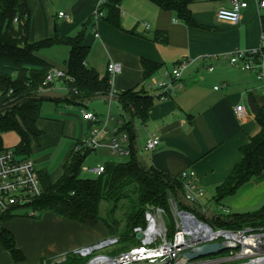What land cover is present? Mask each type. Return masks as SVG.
I'll list each match as a JSON object with an SVG mask.
<instances>
[{
    "label": "crops",
    "instance_id": "obj_1",
    "mask_svg": "<svg viewBox=\"0 0 264 264\" xmlns=\"http://www.w3.org/2000/svg\"><path fill=\"white\" fill-rule=\"evenodd\" d=\"M106 1L27 0L30 10L29 40L38 41L56 33L62 37L75 36L83 29V45L88 49L86 64L89 67L102 76L107 73L110 61L119 63L121 71L112 77V86L116 90L144 86L153 96L146 119L134 118L132 123L133 144L136 154L140 153L138 160L172 176L193 171L196 184L202 187L204 193L210 191L214 195L215 187L242 159L241 147L260 130L248 101L251 100L256 107L264 104V79L252 70L232 65L228 55L259 47L264 8L259 6V0H245L247 6L241 9L238 21L231 24L216 19V11L230 7V0H190L188 9L197 25L189 26L174 9L162 8L153 0H120L116 26L110 21L107 7L101 8V17L94 18V12ZM60 12L67 16H60ZM158 32L159 38L155 40ZM52 46L40 49L43 51L39 55L52 67L64 70L69 46L60 47L62 60L51 55L49 50ZM143 58L160 65L148 80H144ZM59 61L64 63L63 67ZM181 62L187 63L181 78L175 82L168 96L162 98L160 92L150 86L151 77L162 78ZM210 66L212 70L208 69ZM43 92L49 99L62 101L65 107H74L64 101L67 89L62 79H56ZM236 105H242L250 116L239 119L234 112ZM77 107L94 113L100 120L110 116L108 127L115 128L118 137L126 135L127 143L124 145L129 146L127 132L120 130L123 120L129 117L117 98L95 96ZM102 107L106 109L104 113L98 111ZM78 120L79 126L67 116L61 119L40 117L37 121L38 128L43 131L38 139L31 141L30 153L59 142L66 127H82L62 157L59 176L75 141L85 138L94 126L82 114ZM46 127H56V133H51V144L44 145L50 135ZM111 129L109 135H112ZM154 135L159 137L160 142L155 150L147 151L145 143ZM17 138L19 142L18 134ZM35 162L37 171L47 172L53 180L59 177H54L43 165L38 168ZM229 203L236 209H253L248 211L261 207L264 204V171L241 185L230 197ZM97 225L90 227L52 211H43L40 219L11 216L2 227L12 233L24 260L14 262L0 244V264H42L45 259L108 238L104 225L106 233L101 232Z\"/></svg>",
    "mask_w": 264,
    "mask_h": 264
},
{
    "label": "trees",
    "instance_id": "obj_2",
    "mask_svg": "<svg viewBox=\"0 0 264 264\" xmlns=\"http://www.w3.org/2000/svg\"><path fill=\"white\" fill-rule=\"evenodd\" d=\"M119 1L107 0L98 9L101 11V8L107 7L110 21L116 26L120 14ZM153 1L162 8L174 9L187 25H197L188 9L190 0ZM261 21L264 30V14ZM29 30L30 10L27 0H0V150L3 148L1 134L14 131L19 136L14 149L24 157H28L31 151V141L42 134L37 126L44 99L39 86L52 67L38 54L40 49L58 43L69 46L64 71L71 79H62L67 89L64 98L66 103L82 106L90 98L107 97L111 92L108 72L101 76L86 64L88 49L83 45V29L75 36L62 37L56 33L38 41L29 40ZM159 35V32L156 33L154 39L157 40ZM141 65L144 80H148L160 67L158 63L145 58L141 59ZM114 97L129 117L128 120H123L120 127L128 136L130 152L127 160L105 162L101 174L83 176L81 167L91 151L79 154L72 149L63 165V172L57 179L53 180L45 171H37L42 194L32 202V208L36 211H52L90 227L102 223L109 237L117 238V242L113 244V254L140 244L134 228L145 227V211L148 207L163 210L166 237L171 239L176 228L169 198L175 201L178 209L191 211L214 229L264 227V204L254 211L235 212L227 217L213 213L207 217L202 210L203 206L185 202L184 179L180 174L172 176L153 166H145L136 157L133 119H146L153 96L142 86L139 89L134 87L116 90ZM254 118L260 130L241 147L242 159L233 166L224 181L215 187L214 201L217 204L234 195L241 185L264 171V104L257 106ZM75 142H81V139ZM102 203L106 206L104 214ZM8 218L4 217L3 222ZM0 244L10 253L14 262L24 260L12 233L4 227H0ZM225 254L227 251L219 253L222 256ZM84 260L85 258L70 251L63 264H75Z\"/></svg>",
    "mask_w": 264,
    "mask_h": 264
},
{
    "label": "built area",
    "instance_id": "obj_3",
    "mask_svg": "<svg viewBox=\"0 0 264 264\" xmlns=\"http://www.w3.org/2000/svg\"><path fill=\"white\" fill-rule=\"evenodd\" d=\"M247 6L245 0H230V7L219 8L216 11V19L220 22L234 24L238 21L241 9ZM259 6L264 8V0H259ZM64 16L63 12L59 13ZM67 16V15H65ZM102 12L98 9L94 12V18L98 19ZM148 28V24L145 25ZM96 35H98L96 33ZM232 65L239 68L252 70L260 79H264V30L260 45L256 49L247 51H236L228 55ZM186 62H181L162 78L151 77L150 86L160 92L165 98L170 90L181 78ZM212 70L210 66L208 68ZM121 71L119 63L110 61L107 65L109 83L111 86L110 97L116 92L112 86V77ZM56 79H71L64 70L51 67L45 74L39 91L47 89ZM82 117L93 122L94 126L89 130L81 142H75L73 151L84 154L87 151H95L99 148H107L109 151L121 156L129 155L126 135L117 136V130L108 127L110 116L100 120L97 115L84 109L80 110ZM234 112L239 119H247L250 115L242 105H236ZM110 129L112 135H109ZM158 136H150L145 149L153 151L159 144ZM83 172L99 175L104 171L103 165L81 167ZM184 179L183 199L194 205L202 204L204 191L196 184L193 171L180 173ZM42 194V187L37 170L29 157L17 153L14 147H3L0 150V227L3 225L4 217L15 216V211L20 208L28 209L26 216H35L36 210L32 208V202ZM204 210V208H203ZM180 211H186L181 213ZM172 212L175 221V232L171 239L166 237V225L163 220L161 208L149 207L145 211V227H135L134 232L140 233V244L129 247L125 251L116 254L105 253L101 250L112 246L117 238L108 237L92 245L84 246L72 251L78 257L85 258L83 262L75 264H250L260 260L264 262V227L254 228L246 226L243 229L231 230L224 228H213L206 221L198 218L188 210L178 209L172 199ZM219 242L223 246L225 255L216 256L218 253L210 254L197 259H189L184 251H197L206 243ZM213 255V256H212ZM67 259V253L43 260L42 264H63Z\"/></svg>",
    "mask_w": 264,
    "mask_h": 264
},
{
    "label": "rangeland",
    "instance_id": "obj_4",
    "mask_svg": "<svg viewBox=\"0 0 264 264\" xmlns=\"http://www.w3.org/2000/svg\"><path fill=\"white\" fill-rule=\"evenodd\" d=\"M65 44H55L53 45L49 52L51 53V55H53L57 60H62V53H61V46H63ZM43 51V50H41ZM40 50L38 51V54H41ZM60 66L63 67L64 63L62 61H59ZM43 93H41V95L44 97V99L41 102V109H40V117L42 119H61L62 117H68L70 119H72L75 122L78 123L79 126V117L81 115L80 109L75 105H73L74 107H65L64 103L60 100H54V99H49L46 97V95L44 96ZM46 94V93H45ZM86 101L83 102V104ZM69 108V109H68ZM106 109L104 107H102L101 110H98L101 113H104ZM63 113L65 114L64 116ZM80 113V114H79ZM47 130L49 131L50 135L47 137L48 138V142H44V145H47L46 143H50L52 142V138L50 136L51 133H56L54 130L56 127H46ZM42 130V129H41ZM80 130H82V127H66L65 129V133L64 135L60 136V140L59 142H56L54 145H52L51 147L47 148V149H43L40 151H36L33 150L30 154H29V158L32 159L33 161H37L36 166L39 168L40 166L42 167V165L44 167H47L49 172H52L54 177H58L61 171V160L63 155L65 154V152L67 151V149L69 148V146L71 144H73V141L77 138V135L79 134ZM43 131V130H42ZM74 131V132H73ZM18 143V138H17V133L14 131H8L6 133H4L2 135V146L3 147H13ZM33 144H35L33 142ZM49 144V145H50ZM32 148H34V146H32ZM137 159H140V153L137 152L136 154ZM127 156H121L118 155L116 153H113L111 151H109L107 148H99L95 151L90 152L86 159L83 162V165H86L88 167H95L97 166L99 163L100 164H104L105 162H116V161H125L127 160ZM39 160V161H38ZM40 164V165H39ZM37 168V169H38ZM58 168V169H57ZM81 175L83 176H95L93 173L90 172H83L81 173ZM229 199L225 198L221 201L220 204H217L214 201V195L212 192H207L204 193V196L202 197V204H203V208H204V212L205 215L207 217H210L213 213L216 214H220L222 217H227L229 214L231 213H235V212H245L246 210H253L251 209H236L235 207H233L232 205H230L229 203ZM169 203H170V210L172 209V198H169ZM105 204L102 203V213L104 214V208H105ZM149 208V207H148ZM26 211H28V209L25 208H20L17 209L15 211L14 214L19 215V216H25L26 217ZM43 211H36L35 216L31 217L32 219H40L42 216ZM119 211L117 212V214L119 215ZM173 215V212H172ZM163 220H164V215H163ZM97 228H100V231L105 232L104 227L102 226V224H98ZM114 245L112 246H108L105 247L101 250H96L101 251V252H105V253H111L113 254V250H114ZM213 256V255H212ZM216 256H219V254H217Z\"/></svg>",
    "mask_w": 264,
    "mask_h": 264
},
{
    "label": "water",
    "instance_id": "obj_5",
    "mask_svg": "<svg viewBox=\"0 0 264 264\" xmlns=\"http://www.w3.org/2000/svg\"><path fill=\"white\" fill-rule=\"evenodd\" d=\"M248 106L250 107L253 113L256 112L257 107L251 102V100L248 101ZM180 212L183 214L186 211H180ZM136 237L140 238L141 234L137 233ZM222 250H223V246L219 242H211V243L203 244L197 251H184V254L189 259H197V258H201L204 256H208L210 254L218 253Z\"/></svg>",
    "mask_w": 264,
    "mask_h": 264
},
{
    "label": "bare ground",
    "instance_id": "obj_6",
    "mask_svg": "<svg viewBox=\"0 0 264 264\" xmlns=\"http://www.w3.org/2000/svg\"><path fill=\"white\" fill-rule=\"evenodd\" d=\"M250 264H264V262L258 260V261H256L255 263L253 262V263H250Z\"/></svg>",
    "mask_w": 264,
    "mask_h": 264
}]
</instances>
